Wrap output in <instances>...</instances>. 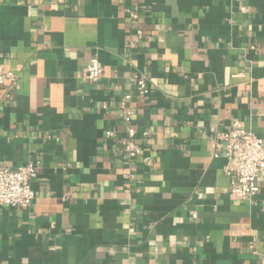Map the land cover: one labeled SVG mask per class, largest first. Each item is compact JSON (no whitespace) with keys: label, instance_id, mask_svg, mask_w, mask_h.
<instances>
[{"label":"crops","instance_id":"1","mask_svg":"<svg viewBox=\"0 0 264 264\" xmlns=\"http://www.w3.org/2000/svg\"><path fill=\"white\" fill-rule=\"evenodd\" d=\"M0 63V165L38 169L0 264H264V186L238 199L214 147L264 135V0H0Z\"/></svg>","mask_w":264,"mask_h":264},{"label":"built area","instance_id":"2","mask_svg":"<svg viewBox=\"0 0 264 264\" xmlns=\"http://www.w3.org/2000/svg\"><path fill=\"white\" fill-rule=\"evenodd\" d=\"M103 74V64L94 57L84 70V79L95 83L103 77ZM8 81L16 83L18 76L12 71H6L4 65L0 63V84ZM136 82L139 96H146L150 93L145 77L138 76ZM132 97L128 95L126 98L129 100ZM124 113L126 121L133 124L134 108L125 107ZM136 133L137 130L133 126L129 128L131 138H134ZM108 134L112 135V132ZM214 147L217 156L225 155L229 160L226 173L231 177V192L242 200L250 199L260 193L264 186V135L259 136L235 125L217 136ZM127 151L130 157H136L141 149L135 141H131L127 145ZM37 175V165L32 161L18 169L0 165V206L30 207L36 199L32 181Z\"/></svg>","mask_w":264,"mask_h":264}]
</instances>
